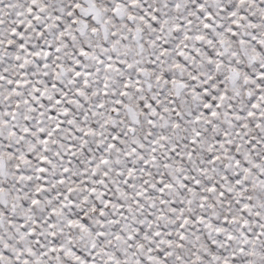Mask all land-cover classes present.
Masks as SVG:
<instances>
[{
	"label": "snow or ice",
	"instance_id": "1",
	"mask_svg": "<svg viewBox=\"0 0 264 264\" xmlns=\"http://www.w3.org/2000/svg\"><path fill=\"white\" fill-rule=\"evenodd\" d=\"M0 264H264V0H0Z\"/></svg>",
	"mask_w": 264,
	"mask_h": 264
}]
</instances>
